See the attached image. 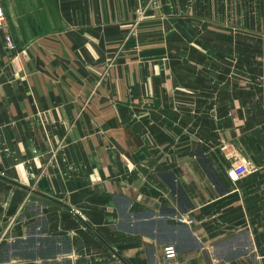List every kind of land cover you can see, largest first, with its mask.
Segmentation results:
<instances>
[{"label": "crops", "instance_id": "1", "mask_svg": "<svg viewBox=\"0 0 264 264\" xmlns=\"http://www.w3.org/2000/svg\"><path fill=\"white\" fill-rule=\"evenodd\" d=\"M157 1L0 0V264H264L236 0Z\"/></svg>", "mask_w": 264, "mask_h": 264}, {"label": "rangeland", "instance_id": "2", "mask_svg": "<svg viewBox=\"0 0 264 264\" xmlns=\"http://www.w3.org/2000/svg\"><path fill=\"white\" fill-rule=\"evenodd\" d=\"M262 3L264 4V1L262 2L261 0H236V14L231 18L221 17L218 20L219 22H221L222 28H230L231 33H235L236 43L240 44V46H238V49H236L235 51L234 57H239V54H241L242 57H248V59L252 61V64H247L249 72L246 71V68L244 66L241 67L242 69L238 68L236 71L239 77L243 78V76H246V78L244 79L249 80L248 82L244 81L245 85L249 83L254 86H261L262 80V82L264 83V76L261 78L262 73H264V67L260 64L262 53H264V48L262 50V47L264 46V18L260 17V11L264 8V5L262 7ZM160 4V1L158 2L157 0H154L151 5H155L160 9L162 6V4ZM144 5L142 7V12L149 10L150 7H148L149 4ZM150 8L153 9L154 7ZM246 8L248 9L247 14H250V16L244 17V12H242L241 10ZM3 21L0 20L2 24ZM7 35L12 38L11 34H6L5 38L7 37ZM245 44L246 46H243ZM15 48L16 44L14 49L12 50H9L6 47L10 54L13 53ZM224 52H226V58L232 56L228 53V51Z\"/></svg>", "mask_w": 264, "mask_h": 264}, {"label": "built area", "instance_id": "3", "mask_svg": "<svg viewBox=\"0 0 264 264\" xmlns=\"http://www.w3.org/2000/svg\"><path fill=\"white\" fill-rule=\"evenodd\" d=\"M3 19H4V12H3L2 8H1V5H0V20L3 21ZM6 40H7V41H6V43H7V46H6V47H7L9 50L14 49L15 44H14L12 38H11L9 35H7Z\"/></svg>", "mask_w": 264, "mask_h": 264}]
</instances>
